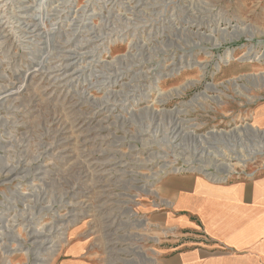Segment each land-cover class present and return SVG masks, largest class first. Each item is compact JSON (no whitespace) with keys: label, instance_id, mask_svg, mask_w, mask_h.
Wrapping results in <instances>:
<instances>
[{"label":"rangeland","instance_id":"obj_1","mask_svg":"<svg viewBox=\"0 0 264 264\" xmlns=\"http://www.w3.org/2000/svg\"><path fill=\"white\" fill-rule=\"evenodd\" d=\"M24 1L0 0V264H108L109 215L122 261L163 264L193 236L166 180L264 170L241 161L264 142V0Z\"/></svg>","mask_w":264,"mask_h":264},{"label":"crops","instance_id":"obj_2","mask_svg":"<svg viewBox=\"0 0 264 264\" xmlns=\"http://www.w3.org/2000/svg\"><path fill=\"white\" fill-rule=\"evenodd\" d=\"M249 118L264 132V99ZM161 193L173 201L166 224L193 235L166 251L163 264H264V170L227 184L172 177Z\"/></svg>","mask_w":264,"mask_h":264},{"label":"bare ground","instance_id":"obj_3","mask_svg":"<svg viewBox=\"0 0 264 264\" xmlns=\"http://www.w3.org/2000/svg\"><path fill=\"white\" fill-rule=\"evenodd\" d=\"M19 2V1H18ZM24 0H21V4L23 3L24 4ZM34 4H36V6H38V7H46L47 5H49L50 4V0H38V3H36V2H33ZM11 5V4H10ZM14 6V5H13ZM29 7V6H28ZM31 7V6H30ZM1 8V7H0ZM35 8V7H34ZM51 8V7H50ZM56 8V7H55ZM13 9H15V8H13ZM20 8H18V10H19ZM2 10V9H1ZM17 10V9H16ZM23 10V9H22ZM62 10V9H61ZM20 11V10H19ZM46 11V10H45ZM56 11H57V9H56ZM44 12V11H43ZM76 12V11H75ZM46 13H48V12H46ZM54 13V12H53ZM17 14V13H16ZM71 14V13H70ZM48 16H50L49 14H47ZM88 15V14H87ZM21 17V16H20ZM43 17V16H42ZM23 18V17H22ZM26 18V17H25ZM46 20V19H45ZM18 21V20H17ZM75 22V21H74ZM1 23V22H0ZM17 23V22H16ZM19 25V24H18ZM16 26V25H15ZM20 28V27H19ZM22 30V29H21ZM24 30V29H23ZM29 33V32H28ZM231 56V55H230ZM228 57V56H227ZM227 63V62H226ZM173 116V115H172ZM175 117V116H174ZM177 118V117H176ZM176 123V122H175ZM177 125L178 124H176V127H177ZM180 126V125H179ZM181 128V127H180ZM171 131V133H175V132H177V131H179V128H172V130H170ZM253 132V131H252ZM174 135V134H173ZM256 137V136H255ZM258 137V136H257ZM215 138V137H214ZM217 140V139H216ZM232 140V139H231ZM264 141V134L262 135V137H261V141ZM220 141V140H219ZM257 143V142H256ZM259 143H261V142H259ZM213 144V143H212ZM260 145H262L260 148H261V150H260V148L259 149H256V147H254V150L253 151H251V152H249V155H247V158H245V160H241L243 163L242 164H244L245 163V161H247V160H250L251 158H255L256 156H260V155H262V154H264V142H263V144H260ZM212 149V148H211ZM63 151V150H62ZM238 155V154H237ZM223 156V155H222ZM243 159V158H242ZM90 164V163H89ZM91 164H93V162L91 163ZM112 164V163H111ZM117 164V163H116ZM102 166H103V164H102ZM121 166V165H120ZM113 168H115V167H113ZM93 169V168H92ZM232 169V168H231ZM230 169V170H231ZM17 167H13V168H11V169H8L7 171V174L8 175H13L14 173H17ZM122 171V170H121ZM110 172H111V170H110ZM125 172V171H124ZM123 172V173H124ZM122 173V172H121ZM106 174V173H105ZM116 174H117V172H116ZM96 176V175H95ZM120 181V180H119ZM136 183H137V180L135 181ZM94 183V182H93ZM98 185H100V184H98ZM97 185V186H98ZM116 185H119V184H116ZM102 186V185H101ZM94 187V186H93ZM92 191V190H91ZM103 192H106V190H104ZM110 196V195H109ZM108 196V198H107V200L109 199V198H111V197H109ZM102 199H106L105 197H107V196H100ZM116 197V196H115ZM100 198V199H101ZM113 198V197H112ZM96 200H99V199H96ZM95 200V201H96ZM112 200L113 199H111L110 200V203L108 204V205H111L112 206V204H113V202H112ZM107 202V201H106ZM107 207V205L104 203V204H98L97 206H94L93 207V209H92V214L94 213L95 215H98V216H100V214H101V212H104L105 211V208ZM109 207V206H108ZM122 212V211H121ZM77 216V215H76ZM116 216L117 217H119L118 215H114V216H112V215H109L108 217H102V220L103 221H100V227H99V229H100V232H101V237H102V240H103V244H104V246H105V251H106V254H107V262H108V264H124L125 263V261L123 260L122 261V259H120L119 257H118V255H120V254H125V252L126 253H128V254H130V255H133V254H136L134 251H132V250H125V251H121L120 249L119 250H117L116 249V247H119V245H121L122 243H123V241H125L124 239H122V237H118L117 236V233H124L126 230V228H127V226H128V224H127V222L126 223H121V222H118V223H116V221H117V219H116ZM124 216H127L126 215V212H124L123 214L121 213V215H120V218L121 217H123L124 218ZM98 218V217H97ZM101 219V218H100ZM99 232V233H100ZM49 234H51V232H46V233H43L42 231H40V232H32V234H31V236L30 237H33V238H35V241L36 240H38L39 238L40 239H42V238H46V236H48ZM52 234H53V232H52ZM4 238V236L3 237H0V240H2ZM119 238H121V239H119ZM42 241V240H41ZM40 242V241H39ZM44 242V241H43ZM46 242V241H45ZM122 242V243H121ZM34 245V244H33ZM43 247V246H42ZM50 247V246H49ZM40 248V247H39ZM3 249H5V251H11L12 249H10V247H8V246H5ZM116 249V250H115ZM40 251V250H39ZM37 260V259H36ZM126 264V263H125Z\"/></svg>","mask_w":264,"mask_h":264},{"label":"built area","instance_id":"obj_4","mask_svg":"<svg viewBox=\"0 0 264 264\" xmlns=\"http://www.w3.org/2000/svg\"><path fill=\"white\" fill-rule=\"evenodd\" d=\"M209 181H211L212 183L216 184V183H219V184H227L228 182H230L227 178H210L208 179Z\"/></svg>","mask_w":264,"mask_h":264}]
</instances>
